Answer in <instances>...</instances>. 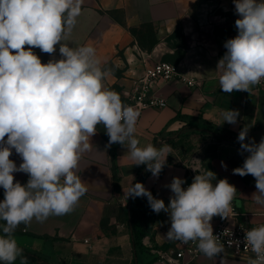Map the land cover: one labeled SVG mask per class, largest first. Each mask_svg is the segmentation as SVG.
I'll return each instance as SVG.
<instances>
[{
    "label": "clouds",
    "instance_id": "clouds-1",
    "mask_svg": "<svg viewBox=\"0 0 264 264\" xmlns=\"http://www.w3.org/2000/svg\"><path fill=\"white\" fill-rule=\"evenodd\" d=\"M237 35L224 43L226 52L218 61L222 70L220 89L227 94L249 92L264 80V0H233ZM82 0H0V262L27 264L23 248L14 236L21 225L35 219L62 216L74 211L87 188L81 180L79 161L92 148L90 139L103 125L112 144H127L133 165H145L155 178L167 163V145L139 146L135 137L139 113L125 105L119 93L105 87L109 75L100 67L91 46L71 48L62 43L75 26ZM59 45L61 59L42 63L34 48L52 55ZM223 123L236 124L239 112H223ZM249 128L237 137L240 150L248 152L242 167L233 174L255 178L252 199L264 205V138L259 144L245 143ZM13 149L22 163L10 159ZM197 174L185 189V180L173 177L167 185L173 195L166 206L142 183H135L126 198L147 197L153 212L169 214V240L197 242L209 259L224 251L213 234L211 220L228 218L237 192L227 179L216 181L211 170L193 159ZM226 167V165H222ZM28 174L26 184L15 181L14 173ZM215 180V185L212 181ZM15 181V182H14ZM239 241L229 240L228 245ZM245 247L255 258L247 264H264V224L245 232ZM221 264H226L221 260Z\"/></svg>",
    "mask_w": 264,
    "mask_h": 264
},
{
    "label": "crops",
    "instance_id": "crops-1",
    "mask_svg": "<svg viewBox=\"0 0 264 264\" xmlns=\"http://www.w3.org/2000/svg\"><path fill=\"white\" fill-rule=\"evenodd\" d=\"M238 18L233 0H82L75 26L62 43L71 48L93 47L101 69L109 73L103 81L105 87L119 93L123 100L133 82L144 75V60L154 64L171 59L179 64V71L194 78L197 85L180 79L152 82L151 93L165 97L167 106L134 109L139 113L134 134L139 146L167 145L171 149L159 177L150 173L144 186L167 206L173 195L167 185L173 177L184 179L185 189L192 183L187 164L192 154L200 151L216 178L227 179L237 190L235 208L239 216L235 223L259 226L264 224V205L252 199L256 192L255 178L233 174V169L242 167L250 153L240 150L238 140L219 138L206 131L177 135L190 118L201 117L220 126L221 133L229 132L237 137L244 127L249 128L245 143L259 144L264 138V87L231 94L220 89L222 70L217 68L218 61L226 52L225 41L238 34L235 27ZM33 51L42 63L62 58L59 45L52 55L38 48ZM229 109L239 112L236 124L223 123L222 114ZM108 141L103 125H98L97 133L90 139L92 148L79 161L77 174L87 192L74 211L49 216L43 222L34 219L27 231L24 224L16 229L17 244L31 252V256L24 253L27 264L133 263L128 215L131 197L126 198L125 193L134 185L140 165H133L128 159L127 144L108 147ZM10 159L17 166L22 163L14 149ZM13 175L21 184L29 179L23 172ZM3 198L4 189L0 187V201ZM4 223L0 221V225ZM210 223L214 230L217 222ZM170 226L169 214L154 212L149 236L155 245L174 246L176 240L166 238ZM221 260L226 264L248 261L221 252L212 259L201 254L185 264H221ZM140 261L167 264L151 259L146 248L140 254ZM14 264H20V260Z\"/></svg>",
    "mask_w": 264,
    "mask_h": 264
},
{
    "label": "built area",
    "instance_id": "built-area-1",
    "mask_svg": "<svg viewBox=\"0 0 264 264\" xmlns=\"http://www.w3.org/2000/svg\"><path fill=\"white\" fill-rule=\"evenodd\" d=\"M145 61V73L139 79L135 80L131 88L127 91L126 99L121 100L125 105L131 106L134 109H145L148 107H165L167 106V99L159 96L158 94H152L150 91L152 82H171L176 79H180L184 82H188L190 85H197L194 78H188L179 71V64H174L169 61H158L154 64H150ZM255 89L264 87V80L259 84L252 86ZM193 159H198L202 162V170H209L205 165L200 151H195L190 161L187 164V169L190 177L193 179L197 174L190 167L194 165ZM223 178H216V181ZM215 180L212 183L215 185ZM231 211L228 218H221L219 215L214 216L211 221H216L217 226L213 230V234L220 239V242L224 244V251L231 256L239 259L248 260L249 257L255 258V254L250 248L245 247V232L251 228L258 226H248L241 223H235L239 212L235 208V197L231 202ZM239 241V247L235 244L228 245V241ZM143 244L151 259L167 264H185L197 259L202 252L197 247V242L189 241L187 244L182 241L176 240L174 246L161 247L153 243L149 235L143 238Z\"/></svg>",
    "mask_w": 264,
    "mask_h": 264
},
{
    "label": "trees",
    "instance_id": "trees-1",
    "mask_svg": "<svg viewBox=\"0 0 264 264\" xmlns=\"http://www.w3.org/2000/svg\"><path fill=\"white\" fill-rule=\"evenodd\" d=\"M219 129L220 126L215 125L208 120H205L201 117H192L190 118V121L185 124L183 128L177 133V135L189 136L195 131H206L211 134H215L219 138L238 140L236 135L229 132L221 133ZM169 141L173 143L171 139ZM150 173L151 172L146 171L145 165H140L138 177L135 183L139 182L144 185L145 177ZM152 195L156 198L153 193ZM128 215L130 219V231L134 249V260L132 264H141L140 254L145 249L143 238L151 234L154 223V212L148 203L147 197H137L135 199L131 198V205L128 208ZM18 246L23 248L25 254L31 256V252L29 250L23 246Z\"/></svg>",
    "mask_w": 264,
    "mask_h": 264
},
{
    "label": "rangeland",
    "instance_id": "rangeland-1",
    "mask_svg": "<svg viewBox=\"0 0 264 264\" xmlns=\"http://www.w3.org/2000/svg\"><path fill=\"white\" fill-rule=\"evenodd\" d=\"M169 59V58H168ZM167 61H171V59L167 60ZM172 62V61H171Z\"/></svg>",
    "mask_w": 264,
    "mask_h": 264
}]
</instances>
